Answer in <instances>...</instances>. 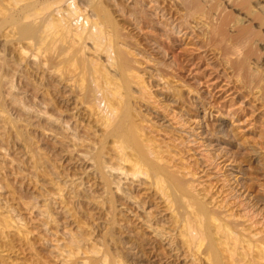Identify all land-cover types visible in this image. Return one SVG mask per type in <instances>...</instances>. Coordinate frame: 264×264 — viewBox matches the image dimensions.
I'll list each match as a JSON object with an SVG mask.
<instances>
[{"label":"rangeland","instance_id":"rangeland-1","mask_svg":"<svg viewBox=\"0 0 264 264\" xmlns=\"http://www.w3.org/2000/svg\"><path fill=\"white\" fill-rule=\"evenodd\" d=\"M18 1L19 0H16L14 3L12 0H0V69H3H1L0 72V85L2 87V90H0V98L2 100L0 104L4 107L2 108L5 109L4 112L1 113H7V118L10 117L12 120L14 119V122L11 121L12 123L9 122L11 120L10 118H8V120L10 119L9 121H5V127H1L2 129H0V132L4 129L2 131L3 134L1 135L0 133V137L3 136L4 139H6H0L3 144H8L10 146L6 145L9 147V150L11 149L9 152L12 153V156H15H13L14 158L17 157L20 161L26 162H24L26 168L32 163L34 166L36 165V170L33 165L27 169L33 168L35 172L38 171L36 172L38 175L37 177L41 181L42 179L44 182L46 181V184H49L51 181L52 184H55V182H64V184H66L68 180H71L72 178L74 179V176L78 183L81 181V184L76 182L72 184V186L67 183L69 186L66 188V193L67 195L69 194L67 200L71 202L69 203V205H71L70 207L73 206V217L75 216L74 218H76L80 224L83 223V226L87 225L85 228L89 227L90 230L92 229V233L96 235L95 237H97L98 240L100 239V243L103 241L104 244H102V247L106 246L104 248H110L113 253L118 250L115 254L123 261H126L124 262L126 264H185L176 250H171L163 241L156 239V237L152 236L146 229H144L141 223H139V220L132 215L133 213H131L132 211L134 212V210L136 212V207L133 204L124 201L119 192L113 190L112 187L110 188L109 184H104V176L102 177V174L100 173L101 171H99V166H96L95 158L98 153L96 150L99 151L103 148L102 150L106 153L109 149L108 146H111L109 143H112L111 139H113V137L111 134L107 135V129H105L106 132L103 130L105 127L102 128L103 125H101V123L104 118L103 116L98 118L99 112L96 113L98 108L97 106L95 108V105L92 104L94 103L93 101L98 100V97L95 98L92 92H88V90L92 89L93 82L95 83L98 78L99 81L97 80L96 82H98L99 87H102H97L99 88L97 95L99 94L98 96H100L101 91L103 90H108L107 93L109 94L110 90L112 95L114 93L113 97H115H110L111 94L108 95V99L111 103L116 98L122 99L118 101L115 100L117 104L119 103V106L122 105L120 107L118 106L119 110L120 108L123 109L121 111L126 110L125 112H119L120 114L127 113L126 117H128V120L125 118V121L126 123L127 121L129 122L126 125L133 124H131V126H133V131L138 134L136 135L139 136V139L141 138L140 140L138 139L140 145L146 147V143L153 142L155 144H150L154 145V148L157 147L158 150L160 149L156 154L159 155V158L163 157L158 160L155 157H153V159H156L158 163L160 161L162 163L164 162L163 164L166 166H163L167 168V170L163 168L161 162L159 165H161L165 171H170L167 174L168 176H165L166 172H163L162 169L161 175L163 176H160L165 179H160L162 182L160 181L158 184L162 186V191L165 189L164 193L166 195L169 193L168 197H172H169L171 200L170 203H176H171L174 207H172V212L180 214L183 208L181 207L183 206L181 202L182 198H184L183 200L186 199L187 202V199L189 198V202L191 200L190 204L193 203L192 206H196L198 202H205L204 205L206 204V209L208 208L207 210H210L211 212L219 209L217 205L220 200L225 199L226 201L227 199L228 204L227 201L226 204L229 207L226 205L227 210L225 209L224 211L233 212L236 215L240 212L241 208L244 207V211H247L250 216L252 214L251 217L256 218L257 221L260 219V224L264 223V220H262L264 219V0H71L74 5L76 4L78 11L81 10L78 12V17H80L78 21L85 24L88 22L87 25H89V27H93L94 25V27H99L100 25L99 28L102 27L100 30L104 31H102L103 35L106 33L104 35L105 37L102 36L100 39L99 45H102L104 42L105 46L108 44V51L111 53V58L109 59L111 61L108 60L109 62L105 59V52L102 54L103 51L101 49L102 47L104 49V44L102 47L98 46L100 50L95 52L92 50L93 48H89L93 46H91L92 43L88 38H85V40L83 39L85 41V46L83 45L84 41L76 38L78 42L81 40L80 42L82 43H80V45H83V49L82 46H78V42H76L78 44L74 41L75 44L70 42L75 38L73 39L66 35L64 36L65 39L61 37V39L59 38L61 42L65 41L63 44H61L59 40H57L55 44L57 45L58 43L59 45H64L66 43L67 46V43H71V45L73 44L72 46L70 45L72 49L68 44V49L65 45L62 46L63 48H58L57 45V47L47 50V47L49 48V45L47 44L49 42L51 43L50 39L55 35H53V33L46 35L47 37H50L48 40L43 33L46 29L53 31L52 23L57 21L56 16L52 15V17L55 18H52L51 20L47 15L49 21L52 22L51 26H49L50 24H48L49 21L47 22L46 15L44 16L46 19L43 18V15L47 13V10H45L47 9L46 6L43 7L44 3L46 4V2H44L46 0H42L43 2L41 0H33V5H31V0ZM16 2L19 5H16ZM10 4L12 7L16 5L14 8L11 7L12 10L10 9L13 16L10 14V11L7 10L9 9L8 6ZM27 7H32L36 11ZM25 8H27V10L30 9L31 13H33L31 15L28 14L29 12L27 13ZM3 11H8L9 13H7L10 16H4L6 13ZM81 12L87 19L85 17L81 18L83 17L82 14H79ZM22 13L30 15L32 18L37 16L36 22L34 21L35 23H33L37 27L39 25V28L43 27L45 22H47V24H45L46 29H44L45 26L40 28L41 30L38 28L40 32L44 29L42 35L46 41L44 39V43H42L44 47L43 49L40 48L42 47L41 42L43 40H38L42 37H40L41 34H39L40 32L36 29L37 27L34 29L36 30V34L39 32L37 36L35 35V31L33 34L29 33L32 38L28 34H21L20 25L23 23L24 18V14ZM37 13L41 16H38ZM4 17L6 19H9V17H15L14 20L18 22H16L17 25L15 22L12 23V18L9 20L11 22H7V20H5V22ZM42 18L45 21H43ZM40 19L44 24H41ZM55 19L56 21L54 22ZM34 24H31L32 27ZM48 26L51 28L48 29ZM6 29L8 31H6ZM38 35L40 36L38 37ZM26 36L28 37L26 38ZM221 36L223 37L221 38ZM107 37H109L110 41L107 40ZM68 38H71L72 40ZM62 39L64 40L62 41ZM36 41L37 44H34ZM38 41L40 43H38ZM45 43L47 47H45ZM109 43H111V46ZM55 44L53 45L51 43L50 48L55 46ZM225 44L226 46L232 45L234 47L235 45L238 47L240 54L238 55L239 59L238 57L236 58L237 54L235 55L232 53L234 51V49L231 50L232 46L231 48H228V50L230 49L232 51L229 50L232 53L230 54V52L227 51ZM73 46H75V48ZM76 46L79 48L81 47L82 50L76 51V48H78ZM44 49H46V51ZM85 49L87 50L85 51ZM92 51L95 53H92ZM121 52L123 53V56ZM125 52L128 60L126 59V56L124 57ZM81 53L85 56L81 55ZM92 55L94 57L91 58ZM122 57L124 58L122 59ZM129 57L130 59L132 58L131 61H129ZM233 58L237 59H234L235 63L233 62ZM95 60L97 62H95ZM238 60L241 61V64ZM127 62H131L129 63L130 68L128 66L131 71L129 69L126 71L128 65ZM236 62L239 64H236ZM91 63L94 66L98 63V70L97 68H94L93 65L91 66ZM137 63L139 65L141 64V66ZM123 65H125V68H123ZM131 65L135 66V69ZM89 67H92V69L89 70ZM141 68L144 69L142 70ZM132 69H134V72L136 73H132ZM92 70L94 74L98 71V75L95 74V76L92 72L89 73V71ZM101 71L108 73L103 75L104 73H101ZM126 72H130L132 77ZM89 74H91V76L93 75L96 80L93 81V77H89ZM135 74L139 77H136ZM3 75L4 77L1 79V76ZM102 76L106 80H104ZM4 78H6V80H4ZM159 78L161 81L166 80L165 82L168 84L169 82L171 83V86L169 84L170 87L167 85L169 89H179L175 91L180 92L181 103L180 101H170L172 99L164 97L159 93L156 86V81L157 79L159 81ZM142 79H145V82L142 81L144 85L140 84L142 83L140 81ZM2 81H7V84L11 83L13 85H7ZM138 81L140 82L138 83ZM154 81L156 83H154ZM109 82H113L112 85ZM114 83L115 86L113 85ZM2 84L7 88L5 89ZM95 85L97 84L95 83ZM108 86H114V91L111 90L113 87L110 89ZM11 88L12 92L10 93ZM105 91L101 94V99L95 102L96 105L101 106L103 103L102 106H104L105 103L108 104L109 101L107 102L104 99L108 97H105L107 95ZM91 97H94V100ZM10 98L13 99L11 100ZM102 99L103 101H101ZM191 99H193V101ZM14 100L17 101L15 102ZM12 101L14 102L12 103ZM97 102H99V104ZM122 102H126V105L122 104ZM21 103L22 107H25L26 110L24 108L21 109ZM193 103L198 105V118H196H201L200 123H202L200 126L195 125L194 127L195 133L193 138H195V146H197V148L194 146V143L193 145L190 143L187 144L188 141L186 140L190 137L188 136L187 131H185L187 126L192 125L190 123H192L194 119L193 111L195 110L194 108L196 107V104L194 105ZM16 104H19V107ZM123 105L126 108H122L124 107ZM181 107L185 108L187 111L185 112V110H181ZM2 108L0 107V109ZM33 108L36 112H34ZM36 109H39L40 111L44 109L46 110L44 112L47 114L44 113V115L43 112H40L44 115L41 116V114L38 113L39 110L37 111ZM9 113L11 114L9 115ZM47 115L56 117L58 120L56 118L54 119L60 123L58 122L57 124V122L54 123L50 121V119L48 120L47 118L50 116L48 117ZM51 119L54 120L53 118ZM174 119L178 121L181 120V122L183 121L185 123H183V127L186 128L179 129L176 125L177 121ZM7 122L9 123L8 126L10 129L8 126L6 128ZM10 124H12L11 126H13L14 129L11 128ZM59 124L60 126L63 125L62 127H69L68 129H70V127L74 128V131L77 132L73 131L74 134H77L76 138H81L83 141H85L84 139H87L86 141L90 144L89 148H86L85 146V149L83 144L76 143L74 145L71 144V142L68 143L70 140L68 139L69 141H67L66 134L60 129ZM140 132L141 134H139ZM79 135L80 137L78 138ZM146 137H149L148 139L151 141L149 142ZM142 138H144V141H142ZM158 142L161 143L159 144ZM70 144L72 146L74 145V148L71 147ZM77 144L78 148L75 149ZM81 145L83 146L81 147ZM198 146H200V148H198ZM71 148L72 151L70 150ZM161 149H163V151ZM80 152H82V156H84L83 153L85 152V157H82L81 154L79 155ZM162 152L164 155H160ZM131 153L132 152H128L127 154L132 160H134L135 157H138L137 155L135 156L136 153ZM76 154L79 155L81 159L77 157ZM152 156L154 155L150 154L148 157L152 160ZM86 158L87 160H85ZM149 158L148 161H151ZM205 158H211L210 160L214 165H210L209 167L207 164L210 160L208 159L209 161L207 160V162H205ZM137 159H139V157ZM163 159L165 160L163 161ZM142 161L140 160L142 163L141 166L148 170L150 168L149 163L145 162L146 165L144 161ZM83 162H85V164ZM90 162L95 164L92 166V171L87 169V164H90ZM148 166L149 168H147ZM81 167L83 170L84 168L87 169V171H83ZM170 173H174V176L175 173H177L175 177H177L179 181L182 179L183 182L181 181L180 188L179 184H174V179V181H169V178L174 177H169ZM67 175L70 176L68 177ZM224 177L228 178V184L224 183ZM77 178L80 181H78ZM51 183L49 185H51ZM48 184L47 186L49 187ZM182 186L185 189L181 190ZM229 191L232 195L229 194L226 197L225 194ZM170 192L172 193L170 194ZM178 192H180V194ZM185 193L187 196L184 195ZM180 196L182 198H180ZM176 197L178 200L180 199L179 201L181 203ZM155 198L156 197H153L150 193H148L146 197L152 205L155 204V210L163 213V204L159 203ZM194 201H197L196 205L194 204ZM74 213L76 215H74ZM259 223H256L257 227H251V230L252 228H262V224L260 225ZM204 224H207L206 226H208L209 223H206L205 221ZM213 226L214 225H211V228L208 227L211 230L214 228ZM214 229H212L209 234L211 235L209 236L211 237L210 239H213L212 243L216 246L214 250H216V248L218 249L215 251L216 260L214 258L215 256H213V259L219 263L221 261L220 264H223V262H225L224 264H230L231 262L228 260L229 256L227 254L230 245L228 247L226 243H223L221 239L224 238V235H220L219 233L221 232L219 231H216V233L213 232L215 231ZM236 232L238 234L239 231ZM219 235L222 238L219 239ZM238 235L240 243L238 242V244L235 245V256L241 258V253L243 254L241 251L247 246L242 249L241 246H243V244L245 246L246 243L241 244L240 239H243V237L240 238V233ZM209 237L207 236L208 239L205 240V243L202 241L204 244L198 246L200 250L198 248L195 250L197 255L196 259H198V261H195L199 262L196 264L216 263H214V260L211 258L212 256H210L211 252L209 249L205 248L207 247L205 245L207 244L206 242L209 240ZM232 241L231 238L229 242L232 243ZM242 242H246V240L243 239ZM227 244L229 243L227 242ZM226 246L228 248H225ZM239 248H241V250H239ZM246 249H248V247ZM251 250L252 249H250V251ZM252 251L250 254H248V252L246 256L249 257L253 254ZM199 253H202V255H199ZM253 255L255 262H264L262 261V258L259 260L260 257H258L256 253ZM257 257L258 261H256L257 259L255 260ZM239 261L240 259H238V262ZM248 262L254 264L252 260Z\"/></svg>","mask_w":264,"mask_h":264},{"label":"bare ground","instance_id":"bare-ground-1","mask_svg":"<svg viewBox=\"0 0 264 264\" xmlns=\"http://www.w3.org/2000/svg\"><path fill=\"white\" fill-rule=\"evenodd\" d=\"M16 1V0H15ZM15 1H13L12 0V2H14L15 3ZM27 1H30V0H27ZM36 1V0H35ZM42 1V0H41ZM18 2H21L20 0L18 1ZM23 2H25V1H23ZM22 2V3H23ZM31 2V5H33L32 3H33V0H31L30 1ZM30 2H29V4H30ZM43 2V1H42ZM44 2H46V4L44 3V6L43 7H45L46 6V8L47 9H45V10H47V13L46 14H44L43 15V18L44 19H46L45 17H47V15L49 16V18L52 20V18H55V17H52V15L53 16H56V19H57V21H56V19L54 20V22L55 23H52L51 21H49V18L47 17V22H48V24H50L49 26H51V23H52V25H53V31L52 30H47L46 29V25L45 24H47V22H45V24H44V22H42V20L40 19V22H41V24L43 23L44 25H43V27H44V29H46V30H44V33H43V30H42V32H40L39 30H38V28H39V25H38V27L37 26H35V22H36V17L37 16H35V17H31L30 15L33 13H31V10H35V9H33L34 8V6H33V8L31 7H27V8H30V9H28L27 10V8H25L26 9V12L28 13V14H30V15H28V14H26V13H22V14H24V18H23V23L20 25V32H21V34H28L29 35V33H32L33 34V32L35 31V35L37 36V34L39 33V34H41V36L40 35H38V37L40 36V37H42L41 39H38V40H43L42 42H41V44L42 43H44V39L45 38H43L44 36L42 35V33L46 36V35H48V34H52L53 33V35H55V36H53L52 37V39H50V37H47L46 36V38L48 39H50V41H51V43L54 45L56 42H57V40H59L60 41V43L61 44H63V42H65V41H63L65 38H64V36H66V35H68V36H70L71 38H75L74 40H72L71 38H68V39H71L72 41H70V42H78L77 40H76V38L77 39H81L82 41H84L85 40V38H88V40H90L91 41V43L93 44H91V46H93V47H89L90 49H92L93 51H95V52H97L98 50H100V48H98V46H101L102 47V45L105 43H103V41H104V35L106 34H104L103 35V30H100L101 28H99L100 27V25H99V27H89V25H87L88 24V22H86L87 24H85V23H82L81 21H78V19L80 18V17H78V12L79 11H81V10H79L78 11V8H76V4L74 5L73 4V2L71 1V0H46V1H44ZM5 3V2H4ZM7 3V2H6ZM11 3V2H10ZM21 3V4H22ZM36 3V2H35ZM3 4V3H2ZM18 3L16 2V5H17ZM25 4V3H24ZM41 4V3H40ZM43 4V3H42ZM6 5V4H5ZM14 5V4H13ZM16 5H14V6H16ZM19 5V4H18ZM74 5V6H73ZM4 6V5H3ZM14 6L12 7V5L10 4L8 7H9V9H7V10H9L10 11V9H11V7L12 8H14ZM25 6V5H24ZM27 6V5H26ZM29 6V5H28ZM19 7V6H18ZM24 8V7H23ZM23 8H21V9H23ZM41 8V7H40ZM2 9V8H1ZM20 9V10H21ZM37 9H39V8H37ZM5 10V9H4ZM12 10V9H11ZM30 10V11H29ZM98 10V9H97ZM22 11V10H21ZM36 11V10H35ZM2 12V11H1ZM4 12V11H3ZM8 12V11H7ZM7 12H4V13H6V14H4V16L6 15V17L9 15ZM25 12V11H24ZM44 12H46V11H44ZM36 13V12H35ZM38 13H40V12H38ZM37 13V14H38ZM2 14V13H1ZM10 14H12L11 13V11H10ZM80 15L82 14V12L81 13H79ZM17 15V14H16ZM46 15V16H45ZM102 15V14H101ZM3 16V15H2ZM10 16V15H9ZM12 16H13V14H12ZM18 16V15H17ZM21 16V15H20ZM20 16H19V18H20ZM38 16H41L40 14H38ZM45 16V17H44ZM51 16V17H50ZM82 16H83V14H82ZM16 17V16H15ZM14 17V18H15ZM29 17H31V18H29ZM86 18V16H83V17H81V18ZM2 18V17H1ZM5 18V17H4ZM3 18V19H4ZM11 18H12V20H11ZM9 17V19H4V21L5 20H7V22H11L12 21V23L13 22H17V21H15L14 20V18L13 17ZM42 18V19H43ZM99 18V17H98ZM16 19H17V17H16ZM43 19V21H45ZM87 19V18H86ZM106 19V18H105ZM110 19V18H109ZM9 20H11V21H9ZM84 20V19H83ZM204 20H206V19H204ZM1 21V20H0ZM35 21V22H34ZM97 21V20H96ZM6 22V21H5ZM34 22V23H33ZM4 23V22H3ZM14 23V24H15ZM18 23V22H17ZM17 23H16V25H17ZM113 23V22H112ZM9 24V23H8ZM7 24V25H8ZM19 24H20V20H19ZM31 24H34L33 25V27H32V25ZM114 24V23H113ZM3 25V24H2ZM1 25V26H2ZM16 25H15V27H16ZM93 25V24H92ZM112 25V24H111ZM49 26H48V29H50L49 28ZM35 27H37L36 29L39 31L37 34H36V30H34L35 29ZM43 27H40V28H43ZM2 28V27H1ZM6 28H8V27H6ZM11 28V27H10ZM13 28H14V26H13ZM18 28H19V25H18ZM39 28V29H40ZM115 29V28H114ZM12 30V29H11ZM18 30V29H17ZM41 30V29H40ZM6 31H8L7 29H6ZM14 31V30H13ZM103 31V32H102ZM215 31V30H214ZM244 31H245V29H244ZM11 32V31H10ZM218 32V31H217ZM216 32V33H217ZM13 33V32H12ZM18 33H19V31H18ZM55 33V34H54ZM221 34V33H220ZM10 35V34H9ZM62 35H63V37H62ZM108 35V34H107ZM106 35V36H107ZM218 35V34H217ZM16 36V35H15ZM21 36V35H20ZM29 36H31V35H29ZM102 36H104L103 37V41H102V45H99L100 43V39L102 38ZM22 37V36H21ZM28 36H26V38H27ZM64 38V39H62V41L63 42H61V38ZM223 36H221V38H222ZM31 38H32V36H31ZM60 38V39H59ZM67 38V37H66ZM90 38V39H89ZM30 39V38H29ZM36 39H37V37H36ZM48 39V40H49ZM68 39H66V40H68ZM84 39V40H83ZM112 39V38H111ZM220 39V38H219ZM76 40V41H75ZM81 40H79V45L78 46H82V49H83V45L85 44V41H84V43H83V45L81 44L80 45V43H82V42H80ZM87 40V39H86ZM107 40H109L110 41V39H109V37H107ZM186 40V39H185ZM45 41H46V39H45ZM218 41V40H217ZM31 42V41H30ZM29 42V43H30ZM48 42V41H47ZM46 42V43H47ZM73 42V43H74ZM107 42V41H106ZM113 42V41H112ZM38 43H40L39 41H38ZM46 43L44 44L45 45V47H47L46 46ZM50 42L47 44V45H49V48L47 47V50L48 49H53V48H55V47H57V45H58V48L59 47H62V46H64L65 45V47H67L68 46V44L69 43H67V46H66V43L64 44V45H59L58 43H57V45L55 44V46H53V45H51V46H53L52 48H50V44H51ZM74 43V44H75ZM78 43H76V44H78ZM18 44V43H17ZM33 44V43H32ZM34 44H37V41H36V43H34ZM107 44V43H106ZM110 44V46H111V43H109ZM190 44V43H189ZM71 45V43L69 44V46ZM73 45V44H72ZM71 45V46H72ZM18 46V45H17ZM38 46V45H37ZM70 46V47H71ZM78 46H76V47H78ZM85 46V45H84ZM104 46H105V44H104ZM124 46V45H123ZM122 46V47H123ZM221 46V45H220ZM225 46H226V44H225ZM232 46V45H231ZM231 46L229 45V46H226L227 47V51H229L228 50V48L230 47L231 48ZM22 47V46H21ZM74 48H75V46H73ZM86 47H87V45H86ZM234 47H236V48H234ZM234 47L232 46V49L231 50H233L234 49V51L232 52L231 50V52L232 53H234L235 55H236V58L238 57V55H240L239 54V50H238V47L237 46H235L234 45ZM40 48H44L43 47V44H42V47H40ZM58 48H56V49H58ZM63 48V47H62ZM73 48V49H74ZM125 48V47H124ZM21 49H23V48H21ZM25 49V48H24ZM67 49H68V47H67ZM70 49V48H69ZM71 49H72V47H71ZM81 49V47L79 48H76V51L77 50H82ZM90 49H88V50H90ZM111 49V48H110ZM115 49V48H114ZM120 49V48H119ZM223 49H224V47H223ZM34 50V49H33ZM45 51H46V49H44ZM87 49H85V51H86ZM103 52H102V54L105 52V59H107V61L111 58L110 56H111V53H109V48H108V44L104 47V49H103V47H102V49H101ZM226 50V49H225ZM21 51V50H20ZM42 51V50H41ZM84 51V52H85ZM92 51V53H95V52H93ZM115 51V50H114ZM127 51H129V50H127ZM192 51V50H191ZM229 51V52H230ZM78 52H81V51H78ZM89 52V51H88ZM99 52H101V51H99ZM230 52V54H232ZM23 53H24V51H23ZM83 53V52H82ZM81 53V55H83ZM86 53V52H85ZM91 53V52H90ZM90 53H88V54H90ZM122 53V52H121ZM225 53H227V52H225ZM44 54V53H43ZM51 54V53H50ZM98 54V53H97ZM125 55H124V57L126 56V59L128 60V58H127V55H126V52L124 53ZM227 54H229V53H227ZM233 54V55H234ZM27 55V54H26ZM45 55H47V54H45ZM49 55V54H48ZM103 55V56H104ZM233 55H232V57H233ZM34 56H35V54H34ZM42 56V55H41ZM83 56H85V55H83ZM99 56V55H98ZM101 56V55H100ZM122 56H123V53H122ZM131 56V55H130ZM189 56V55H188ZM61 57V56H60ZM92 57H94L93 55L91 56V58ZM97 57V56H96ZM124 57H122V59L124 58ZM231 57V56H230ZM32 58V57H31ZM34 58V57H33ZM37 58V57H36ZM65 58V57H64ZM115 58V57H114ZM146 58V57H145ZM87 59V58H86ZM89 59V58H88ZM97 59V58H96ZM121 59V58H120ZM125 59V60H126ZM132 59V58H131ZM131 59H130V57H129V61H131ZM134 59V58H133ZM235 58H233V60H234ZM238 59H239V57H238ZM35 60V59H34ZM228 60V59H227ZM235 60H237V59H235ZM235 60L233 61L234 63H235ZM79 61V60H78ZM97 61H98V59H97ZM96 60H95V62H97ZM109 61H111V60H109ZM108 61V62H109ZM121 61H124V60H121ZM203 61V60H202ZM231 61H232V58H231ZM239 62H240V64H241V61L240 60H238ZM92 62V61H91ZM104 62V61H103ZM116 62H118V61H116ZM136 62V61H135ZM140 62V61H139ZM7 63V62H6ZM93 63V62H92ZM90 64L91 66L93 65V64ZM105 63V62H104ZM128 63V65H127V69H126V71L130 68V66H129V63H131V62H127ZM126 63V64H127ZM38 64V63H37ZM45 64V63H44ZM109 64V63H108ZM119 64V63H118ZM121 64H124V63H121ZM120 64V65H121ZM138 64V63H137ZM236 64H239L238 62H236ZM243 64V63H242ZM98 65V63L96 64V66ZM110 65V64H109ZM108 65V66H109ZM112 65V64H111ZM119 65V66H120ZM139 65V64H138ZM45 66V65H44ZM94 66V65H93ZM96 66H94V68H97V70H98V66L96 67ZM125 65H123V68H125L124 67ZM128 66H129V68H128ZM133 68L135 67V66H133V65H131ZM139 66H141V64L139 65ZM1 67V66H0ZM122 67V66H121ZM120 67V68H121ZM136 67H137V65H136ZM40 68V67H39ZM68 68V67H67ZM73 68V67H72ZM90 69L89 70H91L92 69V67H89ZM93 68V69H94ZM138 68V67H137ZM137 68H136V70H137ZM140 68V67H139ZM2 69V68H1ZM1 69H0V72H1ZM100 69V68H99ZM135 69V68H134ZM134 69H132L133 71H132V73L134 72ZM142 69V68H141ZM144 69V68H143ZM142 69V70H143ZM158 69V68H157ZM3 70V69H2ZM102 70H104V69H102ZM125 70V69H124ZM130 70V69H129ZM135 70V71H136ZM44 71V70H43ZM72 71V70H71ZM122 71V70H121ZM131 71V70H130ZM90 72H92L93 73V70L92 71H89V73ZM95 72V71H94ZM98 72V71H97ZM97 72H95V74L96 75H98V73ZM104 73L103 75H105V73L107 74L108 72H105V71H101V73ZM144 72V71H143ZM142 72V73H143ZM91 73V74H92ZM126 73H128V72H126ZM134 73H136V72H134ZM138 73V72H137ZM140 73V72H139ZM91 74H89V77L91 76ZM94 74V73H93ZM94 74V75H95ZM128 74H130V72L128 73ZM8 75V74H7ZM95 75V76H96ZM114 75H116V74H114ZM117 75H119V74H117ZM121 75V74H120ZM122 75H123V73H122ZM131 75V74H130ZM5 76H6V73H5ZM73 76V75H72ZM108 76V75H107ZM110 76V75H109ZM133 76H134V74H133ZM135 76L137 77L138 75L137 74H135ZM209 76V75H208ZM3 77H4V75L3 76H1V79H3ZM91 77H93V75L91 76ZM98 77H101V76H98ZM103 77V76H102ZM128 77V76H127ZM131 77H132V75H131ZM139 77V76H138ZM142 77V76H141ZM144 77V76H143ZM7 78V77H6ZM6 78H4V80H6ZM9 78V77H8ZM104 78V77H103ZM106 78H108V77H106ZM92 79V78H91ZM99 79V78H98ZM97 79V80H98ZM123 79V78H122ZM125 79V78H124ZM160 79V78H159ZM8 80V79H7ZM96 80V78L94 79V77H93V81H95ZM96 80V81H97ZM104 80H106L105 78H104ZM109 80V79H108ZM107 80V81H108ZM128 80H129V78H128ZM131 80V79H130ZM139 80V79H138ZM145 80V79H144ZM143 79L142 80H140L141 82L142 81H144ZM163 80V79H162ZM67 81V80H66ZM92 81V80H91ZM92 81V82H93ZM95 81V83L98 85V82H96ZM99 81V80H98ZM140 81H138V83L140 82ZM166 80H164V81H161V79L158 81V79H157V83L154 81V83H156V86H157V89H158V91H159V93L162 95V96H164V97H167V98H169V99H172V100H170V101H174V102H179L180 100H181V95L179 94L180 92L178 91H175V90H179V89H175V88H173L174 90H172V89H169V87L171 86V83L169 82V84H170V86H169V84L168 83H166L165 82ZM169 81V80H168ZM2 82H5V81H2ZM7 82V81H6ZM5 82V84H7ZM110 82H111V80H110ZM109 82V83H110ZM114 82V81H113ZM112 82V83H113ZM116 82V81H115ZM145 82V81H144ZM1 83V82H0ZM95 83L93 82V87H92V89L91 90H88V92H92L93 93V95H94V97L95 98H97L98 100L99 99H101V94H103V91H105V90H103V91H101V89H100V91H101V94H100V96H98L97 95V93L99 92L98 91V89L99 88H101V87H99V85L97 86V85H95ZM108 83V84H109ZM112 83H110L111 85H112ZM122 83V82H121ZM120 83V84H121ZM153 83V82H152ZM11 83H8L7 85H10ZM119 84V83H118ZM129 84V83H128ZM140 84H143V82L142 83H140ZM139 84V85H140ZM180 84V83H179ZM11 85H13V84H11ZM29 85V84H28ZM101 85V84H100ZM105 85V84H104ZM110 85V86H111ZM114 86H115V83L113 84ZM144 85V84H143ZM155 85V84H154ZM169 87H168V86ZM2 86L4 87V85L2 84ZM84 86V85H83ZM86 86V85H85ZM110 86H108V87H110ZM114 86H112L113 87V89H111L112 87H110V89L112 90V91H114ZM117 86V85H116ZM120 86V85H119ZM9 87V86H8ZM97 87H99V88H97ZM104 87V86H103ZM106 87V86H105ZM118 87V86H117ZM138 87V86H137ZM139 87H141V86H139ZM145 87H146V85H145ZM2 87H1V85H0V90H2L1 89ZM5 89L7 88V87H4ZM21 88V87H20ZM82 88V87H81ZM144 88V87H143ZM143 88H141L142 90H144ZM172 88V87H171ZM106 89H107V87H106ZM140 89V90H141ZM8 90H10V89H8ZM127 90V89H126ZM145 90H147V89H145ZM154 90V89H153ZM175 91V92H174ZM188 91V90H187ZM12 92V88H11V90H10V93ZM16 92V91H15ZM108 92V90H106L105 91V93H107ZM109 94H111V91L109 90ZM117 92V91H116ZM116 92H115V96H116ZM105 93H104V95H105ZM113 93V92H112ZM145 93V92H144ZM144 93H142V94H144ZM151 93V92H150ZM5 94V93H4ZM20 94V93H19ZM79 94V93H78ZM77 94V95H78ZM87 94V93H86ZM108 93H107V95L105 96V97H107L108 95H109ZM91 95V94H90ZM89 95V96H90ZM92 95V96H93ZM113 95H114V93H113ZM113 95L111 94L110 95V97H113ZM155 95V94H154ZM197 95V94H196ZM195 95V96H196ZM10 96H11V94H10ZM41 96V95H40ZM85 96V95H84ZM118 96V95H117ZM121 96V95H120ZM159 96V95H158ZM1 97H3V96H1ZM12 97V96H11ZM94 97H91V98H93V100H94ZM124 97V96H123ZM130 97V96H129ZM163 97V98H164ZM5 98V97H4ZM14 98V97H13ZM13 98H10L11 100L13 99ZM77 98V97H76ZM90 98V99H91ZM102 98H104V97H102ZM109 96L107 97V98H104L107 102L109 101ZM113 98H115V97H113ZM113 98H111V99H113ZM118 98H120V97H118ZM141 98V97H140ZM16 99V98H15ZM132 99V98H131ZM142 99V98H141ZM161 99H162V97H161ZM194 99V98H193ZM193 99H191L192 101H193ZM92 100V99H91ZM98 100H96V101H98ZM104 100V101H105ZM114 100V99H113ZM115 100H122V99H115ZM114 100V101H115ZM125 100V99H124ZM146 100V99H145ZM158 100V99H157ZM190 100V101H191ZM1 98H0V103H1ZM15 101V100H14ZM14 101H12V103L14 102ZM17 101V100H16ZM15 101V102H16ZM96 101H93L94 103H92L93 105H95V108H96V106H97V112L96 113H98L99 114V116H98V118H100V116H103V121H102V123H101V125H103L102 126V128L103 127H105L103 130L105 131V129H107V131L108 132H106L107 133V135H112V137H113V139H111V141H112V143H109L111 146H108L109 147V149H111V150H109L108 149V153L106 154L105 153V151H103L102 149H100L99 151L98 150H96L98 153L96 154V166L98 165L99 166V171H101L100 173L102 174V177L104 178V184H109L110 186V188L112 187V189L113 190H115V191H117V192H119V194H120V196L122 197V199L124 200V201H126V202H128V203H130V204H133L135 207H136V212H135V210H134V212L132 211L131 213H133L132 215H134L135 217H136V219H138L139 220V223H141V225L144 227V229H146L152 236H154V237H156V239H159V240H161V241H163L171 250H176V252L181 256V258L183 259V262L185 263V264H196V263H199V262H197L198 261V259H196V257H197V255H196V251L195 250H197V248L200 250V248L198 247L199 245H201V244H204L205 243V240L206 239H208L207 238V236L209 237V236H211V235H209L210 234V232H211V230L212 229H214L215 231H213V232H215L216 233V231H219V232H221V233H219L220 235L221 234H223L224 236V238H222V237H220V235H219V239L220 238H222L221 240H222V242L223 243H226V245H228V247H229V245H230V249L226 246L225 248H228V252H227V254H228V260H230V264H240V262H241V264L243 263V264H252L251 262H248V261H250V260H252V262L254 263V264H264V262H255L254 261V253H256V255L258 256V257H260L259 258V260L262 258V261H264L263 259H264V223L262 224V228H256V229H253L254 228V226L255 227H257L256 225V223L258 222L259 223V221H260V219H258V221H257V219L256 218H253V217H251L252 216V214H251V216H250V214H248L247 213V211H244V207L243 208H241V210H240V212L238 213V214H234L233 212H229V211H224L225 209L227 210V204H228V201H227V199H226V201H227V204H226V201H225V199H222V200H220V202L218 203V207H219V209L217 210V211H214L213 210V212H215V213H213V212H211L210 210L208 211L207 209H206V207H205V205H204V203L203 202H198L197 203V205H196V202L194 201V204L196 205V206H192V204H190L191 203V200H190V202H189V198L188 197H186V198H188L187 200H188V202L186 201V199L185 200H183L184 198H182L181 196H180V198H182L181 199V202H182V205L183 206H181V207H183L182 208V210H181V212H180V214H176V212H172V209L174 208L173 207V203L174 202H171L170 203V199H169V197H168V195H169V193H168V195H166L164 192H165V189H164V191H162V186H160L158 183L161 181V180H163V179H165V178H161V176H163V175H161L162 174V169L163 168H165L164 166H166V165H164L161 161V163H162V166H163V168H162V166L161 165H159L160 164V162L158 163V161H156V159L158 160V159H161V158H159V155L158 154H156V152L158 153V151L160 150H158V148L157 147H155L154 148V145H151V144H155V143H153V142H150L151 140H149L147 137V139L149 140V142L151 143H146V147L144 146V147H142L141 145H140V142H139V140L141 139H139L138 137L139 136H137L138 134L137 133H135V131H133V126H131V124L130 125H126L129 121H127V123H126V121H125V118H126V120H128V117H126V115H127V113H121L120 114V112L119 111H121V110H123V109H121L120 108V110H119V108H118V104H117V102L115 101H113L112 103H111V101H109L108 102V104H104V106H102V104H101V106L100 105H96ZM101 101H103V99L101 100ZM105 101V102H106ZM169 101V102H170ZM194 101H195V99H194ZM11 102V101H10ZM120 102V101H119ZM127 102V101H126ZM125 102V103H126ZM153 102H155V101H153ZM163 102V101H162ZM197 102V101H196ZM98 104H99V102H97ZM121 103V102H120ZM125 103H123L122 102V104H125ZM128 103V102H127ZM166 103V102H165ZM180 103H181V101H180ZM187 103V102H186ZM2 104H3V102H2ZM117 104V105H116ZM154 104V103H153ZM182 104H183V101H182ZM192 104V103H191ZM190 104V105H191ZM194 104V103H193ZM196 104V103H195ZM194 104V105H195ZM16 105H18V107H19V104H16ZM21 105V107H22V103L20 104ZM126 105V104H125ZM193 105V106H194ZM211 105V104H210ZM15 106V105H14ZM26 106V105H25ZM27 106H29V105H27ZM120 106H122V105H120ZM119 106V107H120ZM124 106V105H123ZM132 106V105H131ZM184 106V105H183ZM193 106H191V107H193ZM196 106V107H195ZM194 107V113H193V115H194V119H193V121H192V123H190V124H192L191 126L189 125V126H187V129H185L183 126V121L181 122V120H176V119H174L175 121H177V127L179 128V129H185V131H187V133H188V136L190 137L188 140H186V141H188V143L187 144H192L193 145V143H194V146H195V138H193V135H194V127H195V125L197 126V125H201L202 123H200V119H197L198 118V114H197V110H198V105L196 104ZM0 107L2 108L3 106H1V104H0ZM30 107V106H29ZM28 107V108H29ZM185 107V106H184ZM4 108V107H3ZM0 109V121H1V123H0V129H2L1 127H5V121H9L11 118L10 117H8V118H10L9 120H8V118H7V113L5 114V113H1V112H4V110L5 109ZM25 109V107H22L21 109ZM122 108H126L125 106L124 107H122ZM166 108V107H165ZM182 108V107H181ZM134 109V108H133ZM187 109V108H186ZM189 109V108H188ZM26 110V109H25ZM29 110H31V109H29ZM33 110H34V108H33ZM37 110V109H36ZM39 110V109H38ZM37 110V111H38ZM96 110V109H95ZM125 110V109H124ZM181 110H185V108H182ZM191 110V109H190ZM190 110H188V111H190ZM6 111H7V109H6ZM18 111V110H17ZM44 111H46V110H42V111H40L39 110V114H41L40 112H43V114L44 113H46V112H44ZM126 111V110H125ZM125 111H121V112H125ZM129 111V110H128ZM135 111V110H134ZM139 111V110H138ZM187 110H185V112H186ZM192 111V110H191ZM21 112V111H20ZM34 112H36L35 110H34ZM33 112V113H34ZM22 113V112H21ZM25 113V112H24ZM38 113H36L37 115H39ZM137 113V112H136ZM164 113V112H163ZM6 116H5V115ZM11 113H9V115H10ZM43 114H41V116L43 115ZM47 114V113H46ZM49 114V113H48ZM203 114H205V113H203ZM19 115V114H18ZM45 115V114H44ZM43 115V116H44ZM131 115V114H130ZM138 115V114H137ZM182 115V114H181ZM217 115V114H216ZM48 117L50 116V115H47ZM59 116V115H58ZM19 117V116H18ZM27 117V116H26ZM46 117V116H45ZM136 117V116H135ZM178 117V116H177ZM197 117V118H196ZM204 117V116H203ZM47 118V117H46ZM51 118H56V117H49V118H47L48 120L50 119V121H52V122H54V123H56L57 122V120H52ZM68 119V118H67ZM133 119V118H132ZM188 119V118H187ZM204 119V118H203ZM14 120V119H13ZM12 119L9 121L10 123H12V122H14ZM17 120V119H16ZM101 120H102V117H101ZM12 121V122H11ZM49 121V122H50ZM98 121V120H97ZM18 122V121H17ZM51 122V123H52ZM59 122V121H58ZM58 122H57V124H58ZM68 122V121H67ZM99 122V121H98ZM167 122V121H166ZM190 122H191V120H190ZM20 123V122H19ZM60 123V122H59ZM64 123V122H63ZM104 123V124H103ZM163 123V122H162ZM8 122H7V125H6V128H7V126H8ZM14 124V123H13ZM57 124H55V125H57ZM62 124V123H61ZM185 124V123H184ZM12 124H10V126H11ZM49 125V124H48ZM133 125V124H132ZM18 126V125H17ZM25 126V125H24ZM63 125H61L60 126V124H59V127H60V129L61 130H63V132L66 134H64L65 136H66V138H67V141H69L68 143H70L71 142V144H76V143H78V144H83L84 145V148H85V146H86V148H89V146H90V144L88 143V141H86L87 139H84L85 141H83V140H81V138L80 139H77L76 137H77V132L76 131H74V128H71L70 127V129H68L69 127H62ZM138 126V125H137ZM140 126V125H139ZM149 126V125H148ZM20 127V126H19ZM48 127V126H47ZM55 127V126H54ZM73 127V126H72ZM143 127V126H142ZM203 127V126H202ZM8 128L10 129V127L8 126ZM11 128H13V126H11ZM100 128V127H99ZM14 129V128H13ZM16 129V128H15ZM72 129V130H71ZM77 129V128H76ZM75 129V130H76ZM4 130V129H3ZM2 130V131H3ZM18 130V129H17ZM135 130V129H134ZM142 130V129H141ZM198 130V129H197ZM0 132L1 133V135L3 134V132ZM13 131V130H12ZM19 131V130H18ZM21 131V130H20ZM48 131V130H47ZM54 131V130H53ZM57 131V130H56ZM76 132L75 134H74V132ZM81 131V130H80ZM138 131V130H137ZM140 131V130H139ZM166 131V130H165ZM180 131V130H179ZM9 132V131H8ZM58 132V131H57ZM62 132V131H61ZM145 132V131H144ZM5 133V132H4ZM17 133V132H16ZM53 133V132H52ZM81 133V132H80ZM105 133V134H106ZM109 133V134H108ZM166 133V132H165ZM7 134V133H6ZM12 134V133H11ZM22 134V133H21ZM63 134V133H62ZM83 134V133H82ZM104 134V135H105ZM137 134V135H136ZM139 134H141V132L139 133ZM0 135V136H1ZM58 135V134H57ZM60 135V134H59ZM76 135V136H75ZM146 135V134H145ZM147 135H148V133H147ZM146 135V136H147ZM14 136V135H13ZM16 136V135H15ZM20 136V135H19ZM25 136V135H24ZM64 136V137H65ZM141 136V135H140ZM142 136H143V134H142ZM187 136V137H188ZM59 137V136H58ZM80 137V135L78 136V138ZM110 137V136H109ZM145 137V136H144ZM153 137H154V135H153ZM0 138H2V140L4 139V137L2 136V137H0ZM60 138H61V136H60ZM84 138V137H83ZM82 138V139H83ZM6 139V138H5ZM4 139V140H5ZM19 139V138H18ZM69 139V140H68ZM101 139V138H100ZM139 139V140H138ZM143 140L142 141H144V138H142ZM2 140L0 139V264H126V263H124V262H126V261H123L122 259H120L115 253L118 251H116L115 253H113L112 252V250H110V248H104V247H106V246H104V247H102V244H104L103 243V241L100 243V239L98 240V238L97 237H95L96 235H94L92 232L93 231H91L90 230V228L88 229V228H85L86 226H83V223L82 224H80V222H78L77 220H76V218H74L73 217V206L72 207H70L71 205H69V203H71L69 200H67V196L69 195H67V190H66V188L67 187H69L68 185H67V183L70 185V186H72V184H74V183H76L77 181H76V178H75V176H74V179L72 178L71 180H68V182L66 183V184H64V182L63 183H56L55 181V184H52L51 182V185H49L48 183V185H49V187L47 186V184H46V181L44 182L43 181V179H42V181L37 177L38 175L36 174V172H38V171H34V169L36 170V168H35V166L33 165V163L29 166V167H31L32 165L34 166V169L32 168H30V169H27V168H29V167H27L26 168V165H25V161H20L19 160V158H14L11 154L12 153H10L9 151L11 150H9V145L8 144H6V145H8V146H6L5 144H3L2 143ZM64 140V139H63ZM89 140V139H88ZM148 140H146V141H148ZM153 140V139H152ZM167 140V139H166ZM197 140V139H196ZM8 141V140H7ZM11 141V140H10ZM106 141V140H105ZM110 141V140H109ZM145 141V142H146ZM198 141V140H197ZM25 142V141H24ZM91 142V141H90ZM95 142V141H94ZM100 142V141H99ZM183 142V141H182ZM200 142V141H199ZM27 143V142H26ZM29 143V142H28ZM159 143V142H158ZM161 143V142H160ZM159 143V144H160ZM18 144V143H17ZM70 144V145H71ZM78 144H77V147H75V149L76 148H78ZM91 144H93V143H91ZM105 144V143H104ZM108 144V145H109ZM141 144H144V143H141ZM200 144V143H199ZM207 144V143H206ZM205 144V145H206ZM211 144V143H210ZM13 145H15V144H13ZM74 145L72 146L71 145V147H73L74 148ZM83 145H81V147L83 146ZM101 145V144H100ZM191 145V146H192ZM80 146V145H79ZM88 146V147H87ZM165 146H166V144H165ZM103 147H105V146H103ZM159 147V146H158ZM161 147V146H160ZM174 147V146H173ZM189 147H190V145H189ZM193 147V146H192ZM196 148H197V146H195ZM203 147V146H202ZM85 148V149H86ZM92 148V147H91ZM101 148V147H100ZM166 148V147H165ZM195 148V149H196ZM198 148H200V146H198ZM205 148V147H204ZM23 149H25V148H23ZM28 149V148H27ZM167 149V148H166ZM209 149V148H208ZM19 150V149H18ZM33 150V149H32ZM71 151H72V148L70 149ZM84 150V149H83ZM90 150V149H89ZM162 151H163V149H161ZM37 151V150H36ZM68 151V150H67ZM78 151V150H77ZM85 151V150H84ZM167 151V150H166ZM210 151V150H209ZM25 152V151H24ZM74 152V151H73ZM89 152V151H88ZM91 152V151H90ZM94 152V151H93ZM130 153V152H132L131 154H135V156L137 155L138 157H139V159L142 161H144V163L145 162H147V163H149V166H150V168H149V166L147 167V168H149L148 170L147 169H144L142 166H141V162H140V160L139 159H137L138 157H135L134 158V160H132L130 157H129V155L127 154V153ZM17 153V152H16ZM72 153V152H71ZM76 153V152H75ZM78 153V152H77ZM82 152H80L79 153V155L81 154ZM85 153V152H84ZM83 153V155L84 156H82V154H81V156L82 157H85V154ZM31 154V153H30ZM70 154V153H69ZM74 154V153H73ZM94 154V153H93ZM92 154V155H93ZM150 154L152 155H154V156H152V160H151V158H149L148 156H150ZM161 154H163L164 155V153L162 152V153H160V155ZM18 155V154H17ZM34 155V154H33ZM79 155H77L76 154V156L77 157H79ZM211 155H212V153H211ZM218 155V154H217ZM25 156V155H24ZM28 156V155H27ZM35 156V155H34ZM71 156V155H70ZM75 156V157H76ZM131 156V155H130ZM133 156V155H132ZM204 156V155H203ZM36 157V156H35ZM38 157V156H37ZM74 157V158H75ZM153 157H155L156 159H153ZM212 157V156H211ZM22 158H23V156H22ZM38 158H40V157H38ZM80 158V157H79ZM148 158L151 160V161H148ZM30 159V158H29ZM36 159V158H35ZM81 159V158H80ZM89 159V158H88ZM209 160L211 159V158H208ZM207 158H205V162H207V160H208ZM38 160V159H37ZM85 160H87V158L85 159ZM165 159H163V161H164ZM208 160V161H209ZM28 161V160H27ZM43 161V160H42ZM90 161V160H89ZM89 161H87V162H89ZM142 161V162H143ZM25 162V163H24ZM37 162V161H36ZM92 162H94V161H92ZM92 162H90V164L88 163L87 164V166H88V168L87 169H89V170H91L92 169V166H94L95 164L94 163H92ZM166 162V161H165ZM84 164H85V162H83ZM92 163V164H91ZM143 163V164H144ZM168 163V162H167ZM204 163V162H203ZM29 164V163H28ZM94 164V165H93ZM146 164V163H145ZM206 164V163H205ZM147 165V164H146ZM207 165H209V167H210V165H214V164H212V162H211V160L209 161V163L207 164ZM39 166V165H38ZM95 166V167H96ZM145 166V165H144ZM216 166V165H215ZM85 167V166H84ZM169 167V166H168ZM208 167V168H209ZM39 168V167H38ZM37 168V169H38ZM94 168V167H93ZM98 168V167H97ZM97 168H95V169H97ZM58 169V168H57ZM81 169H82V167H81ZM87 169H85L84 168V170L83 171H87ZM88 170V171H89ZM98 170V169H97ZM165 170H167V168H165ZM164 169H163V172L165 171ZM211 170V169H210ZM46 171H47V169H46ZM57 171V170H56ZM80 171V170H79ZM92 171V170H91ZM61 172V171H60ZM161 172V173H160ZM166 173H165V176L170 172H167V171H165ZM44 173H45V171H44ZM92 173V172H91ZM184 173V172H183ZM185 173H187V172H185ZM43 174V173H42ZM47 174V173H46ZM74 174V173H73ZM174 173H170V175H169V177L170 176H174L173 175ZM176 174L177 173H175V176H176ZM188 174V173H187ZM190 174V173H189ZM193 175H195L194 173H192ZM40 175V174H39ZM49 175V174H48ZM57 175V174H56ZM79 175V174H78ZM161 175V176H160ZM54 176V175H53ZM68 176V175H67ZM70 176V175H69ZM68 176V177H69ZM73 176V175H72ZM168 176V175H167ZM171 177V178H169V181L170 180H172V181H174L175 180V182H174V184L176 185V184H179L180 186H179V188L181 187V183L183 182L182 181V179H181V181H179L178 179H177V177ZM177 176H179V175H177ZM182 176V175H181ZM183 176H184V174H183ZM189 176V175H188ZM57 177V176H56ZM79 177V176H78ZM100 177V176H99ZM194 177V176H193ZM59 178V177H58ZM183 178V177H182ZM225 178V177H224ZM224 178H223V181H224V183L225 184H228V178H225V180H224ZM52 179V178H51ZM50 179V180H51ZM56 179V178H55ZM54 179V180H55ZM161 179V180H160ZM166 179H168V178H166ZM174 179V180H173ZM187 179V178H186ZM44 180H45V178H44ZM49 180V181H50ZM64 180V179H63ZM77 180H78V178H77ZM60 181V180H59ZM65 181V180H64ZM78 181H80V180H78ZM102 181V180H101ZM100 181V182H101ZM171 181V182H172ZM193 181V180H192ZM200 181V180H199ZM66 182V181H65ZM81 182V181H80ZM78 183V184H81V183ZM86 182H89V181H86ZM162 182V181H161ZM170 182V183H171ZM189 182V181H188ZM94 183V182H93ZM166 183V182H165ZM169 183V184H170ZM184 183H185V181H184ZM77 184V185H78ZM88 184V183H87ZM102 184V183H101ZM171 184H173V183H171ZM223 184V183H222ZM65 185H67V186H65ZM76 185V184H75ZM183 185H185V184H183ZM230 185V184H229ZM79 186V185H78ZM103 186V185H102ZM167 186V185H166ZM228 186V185H227ZM231 186V185H230ZM105 187V186H104ZM107 187V186H106ZM169 187V186H168ZM178 187V186H177ZM185 187V186H184ZM163 188H164V186H163ZM178 188V189H179ZM88 189V188H87ZM108 189V188H107ZM172 189V188H171ZM183 189H185V188H183V186H182V189L181 190H183ZM189 189V188H188ZM220 189V188H219ZM230 189V188H229ZM101 190V189H100ZM111 190V189H110ZM224 190V189H223ZM74 191V190H73ZM238 191V190H237ZM110 192V191H109ZM182 192V191H181ZM188 192V191H187ZM192 192V191H191ZM103 193V192H102ZM106 193V192H105ZM113 193V192H112ZM148 193H150L151 195H153V197H156L155 199H157V201H159V203H162L163 205V209H164V212L163 213H161L160 211V213L158 212V210H155V204H151L150 202H149V199L147 200L146 199V197H147V195H148ZM172 192H170V194H171ZM179 194H180V192H178ZM182 193H184V192H182ZM189 193V192H188ZM236 193V192H235ZM88 194V193H87ZM117 194V193H116ZM190 194V193H189ZM225 194V193H224ZM232 195L231 193H230V191L229 192H227L226 194H225V196L227 197L228 195ZM155 195V196H154ZM184 195H186V193L184 194ZM205 195V194H204ZM110 196V195H109ZM174 196V195H173ZM187 196V195H186ZM192 196V195H191ZM73 197V196H72ZM175 197V196H174ZM225 197V198H226ZM71 198V197H70ZM75 198V197H74ZM98 198H100V197H98ZM170 198H172V197H170ZM177 198V197H176ZM233 198V197H232ZM110 199V198H109ZM151 199H152V197H151ZM214 199V198H213ZM243 199V198H242ZM175 200V199H174ZM177 200H178V198H177ZM180 200V199H179ZM178 200V201H179ZM194 200V199H193ZM207 200V199H206ZM69 201V202H68ZM97 201V200H96ZM110 201V200H109ZM108 201V202H109ZM111 201H112V199H111ZM173 201V200H172ZM178 201H177V203H178ZM231 201V200H230ZM120 202V201H119ZM125 202V203H126ZM180 202V201H179ZM180 202V203H181ZM127 203V204H128ZM154 203V202H153ZM231 203V202H230ZM174 204H176V203H174ZM215 204H216V202H215ZM237 204V203H236ZM99 205V204H98ZM101 205V204H100ZM103 205V204H102ZM120 205V204H119ZM227 205V206H226ZM118 206V205H117ZM123 206V205H122ZM131 206V205H130ZM175 206V205H174ZM97 207V206H96ZM132 207V206H131ZM130 207V208H131ZM173 207V208H172ZM180 207V208H181ZM212 207H215V206H212ZM229 207V206H228ZM100 208V207H99ZM114 208V207H113ZM117 208V207H116ZM123 208V207H122ZM232 208V207H231ZM71 209H72V211H71ZM120 209V208H119ZM132 209V208H131ZM210 209V208H209ZM213 209V208H212ZM211 209V210H212ZM76 210H77V208H76ZM79 210V209H78ZM232 210V209H231ZM155 211V212H154ZM157 211V212H156ZM77 212V211H76ZM110 212V211H109ZM113 212V211H112ZM125 212V211H124ZM93 213V212H92ZM104 213V212H103ZM119 213V212H118ZM250 213V212H249ZM117 214V213H116ZM115 214V215H116ZM120 214V213H119ZM74 215H76L75 213H74ZM114 215V214H113ZM131 215V216H132ZM79 216V215H78ZM90 216V215H89ZM95 216V215H94ZM118 216V215H117ZM134 217V218H135ZM92 218V217H91ZM263 218V217H262ZM261 218V219H262ZM86 219V218H85ZM94 219V218H93ZM97 220H98V218H97ZM107 220V219H106ZM262 220H264V219H262ZM79 221H81V220H79ZM112 221V220H111ZM117 221V220H116ZM125 221V220H124ZM205 221H206V223H209L208 224V226L210 227L211 225H214L213 227L214 228H212L211 230H210V228L208 227V226H206L207 224H204L205 223ZM261 222H263V221H261ZM90 223V222H89ZM114 223V222H113ZM203 223V224H202ZM211 224V225H210ZM260 224V223H259ZM258 224V225H259ZM260 224V225H261ZM97 227V226H96ZM251 227H253L252 228V230H251ZM138 229V228H137ZM235 231V232H234ZM236 231H239L238 232V234L240 233V238H242L243 237V239L244 240H246V242H242L243 241V239H240V241H241V244H243V243H246V245L244 246V244H243V246H241L242 247V249L243 248H245L246 246L248 247V249H244V250H242L241 252H243V254L240 252V251H238V252H240L241 253V258H238V256H235V253H236V251H235V249H236V247H235V245H237L238 244V242H239V235L237 234V232ZM223 232V233H222ZM98 234V233H97ZM217 234H218V232H217ZM237 234V235H236ZM216 235V234H215ZM99 236H101V235H99ZM213 236V235H212ZM215 237V236H214ZM218 237V236H217ZM245 237H247V238H245ZM102 238V237H101ZM211 237H209V240L206 242L207 244L205 245V246H207V247H205V248H208L209 249V251L211 252V255L210 256H212L211 258L213 259V256H215V251L216 250H218L217 248H216V250H214V248L216 247L212 242H213V239H210ZM232 238V243L231 242H229V240ZM115 239V238H114ZM216 240V239H215ZM214 240V241H215ZM224 240V241H223ZM105 241V240H104ZM202 241L204 242V243H202ZM217 241V240H216ZM113 242V241H112ZM220 242V241H219ZM227 242L229 243V244H227ZM110 243V242H109ZM240 243V242H239ZM219 244V243H218ZM222 245V244H221ZM204 246V245H203ZM223 246V245H222ZM224 246H225V244H224ZM108 247V246H107ZM238 248V247H237ZM115 249V248H114ZM250 249H252L251 251L253 252V254H251L249 257L248 256H246V254L250 251ZM202 250V249H201ZM222 250V249H221ZM239 250H241V248H239ZM247 250V251H246ZM235 251V252H234ZM244 251H246V252H244ZM250 251V252H251ZM255 251V252H254ZM45 252V253H44ZM198 252V251H197ZM250 252L248 253V254H250ZM208 253V252H207ZM213 253V254H212ZM45 254H47V255H45ZM202 255V253H199V255ZM238 254V253H237ZM208 255V256H209ZM240 255V254H239ZM255 255V256H256ZM179 256V257H180ZM208 256H206L207 258H208ZM247 257V258H246ZM258 257L257 258H255V260L256 261H258ZM122 258V257H121ZM215 258V260H216V256L214 257ZM202 259V258H201ZM208 259H210V258H208ZM238 259H240V261L238 262ZM248 259V260H247ZM195 260H197V261H195ZM214 260V259H213ZM214 260V263L216 262ZM220 260V259H219ZM228 260H227V263H228ZM245 260H246V262H248V263H246L245 262ZM212 262V261H211ZM222 262H223V260H222ZM220 263H221V261H220ZM219 262H216L215 264H220ZM225 262H223V264H224ZM183 264V263H182Z\"/></svg>","mask_w":264,"mask_h":264}]
</instances>
